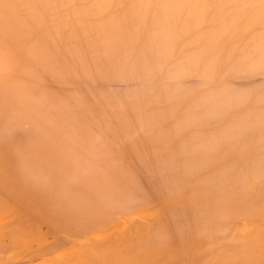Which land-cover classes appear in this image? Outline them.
I'll return each mask as SVG.
<instances>
[{
  "label": "rangeland",
  "instance_id": "1",
  "mask_svg": "<svg viewBox=\"0 0 264 264\" xmlns=\"http://www.w3.org/2000/svg\"><path fill=\"white\" fill-rule=\"evenodd\" d=\"M70 1L66 0L62 7V4L52 6L43 17H46L45 21L43 18V22L39 20V25L42 22L46 32L39 31L42 27L38 22L36 26L39 29L35 30V13L30 15L34 24L27 12H22L26 14L22 15L23 24L20 22L13 27L11 23L8 26L1 24L6 14L0 12V264H51V261H54L52 264H264V172L260 173L264 164V64H237L232 56L224 55L222 63L225 64L222 67L215 65L217 67L214 68V63L205 62L198 70L195 66H186L181 61L183 55L176 53L178 56L174 55L178 61L173 58L170 63L177 67H172L170 63L161 64L157 72L151 69L148 73L144 70L143 73H132L131 64L141 57L140 51H131L128 59L124 60L126 63H122L121 55L106 61L105 58L113 53L108 48L110 46L106 47L98 40L110 32L116 33L118 24L126 19L124 9L111 11L110 16L100 11L97 3V7L89 3L84 7L85 0ZM72 11L77 15H72L74 18ZM84 11L88 12L86 16ZM50 13L52 15L48 17ZM78 13H83L85 17ZM158 13L164 16L163 7L156 6L148 17H152V14V19L160 17ZM63 14L70 15L68 19L65 17L67 25L63 22ZM95 15H98L94 18L96 23L89 22L90 25L87 20ZM103 17L110 19V23ZM159 17L150 18L149 23L158 21ZM99 18L101 22H98ZM57 19L63 20L59 23ZM55 20L59 24L63 22L64 26L77 25L74 28L66 27L69 30L67 34L64 26L59 30L63 23L59 25ZM79 20L83 23L82 27L78 24ZM83 20L88 24H84ZM93 27H97V31L94 33L92 30L91 35L98 37L93 39L92 44L88 43L92 41L88 34ZM113 27L115 29H111ZM82 28L86 36L78 31ZM70 29L80 32H77L79 36ZM104 29L109 34L104 35ZM198 29L194 35L196 37H188L183 49L209 52L213 46L206 42L207 36L197 40L209 32L204 27ZM70 31L72 37H68ZM54 32H60L57 35L62 37L56 38ZM260 32L256 30L252 34L260 36L263 33ZM101 34L103 37L99 38ZM64 35L66 38H63ZM253 36V40L259 38ZM75 39L79 40L80 45ZM95 40L101 43V50L96 47L91 50V46L98 43ZM65 42L71 50L75 44L74 52L77 54L69 52ZM84 42L87 48H83ZM96 43L99 47L100 43ZM53 44L56 48H53ZM192 44L196 47L201 45V49ZM80 48H90L91 51L83 50L82 53ZM70 53L74 54L73 58ZM133 55L136 56L135 60L132 59ZM72 63L76 66L73 67ZM166 66L168 68L165 69ZM122 69L129 72V77ZM236 120L249 127L248 131L246 127V130L241 129L238 137L233 136L236 130L231 133ZM250 121H254L255 125ZM213 142H216L215 145ZM217 142L223 147H219ZM219 150L222 153L225 151V156L220 159ZM251 156L255 160L262 159L260 171L255 168L259 162L255 163V167L250 163L255 162ZM235 157L239 158L238 161ZM231 158L236 160H233L235 165L238 164L234 170L232 161L228 163ZM245 159L249 162L243 161ZM242 161L245 163H240ZM238 168L246 170V173ZM236 169L242 174H237ZM221 174L229 178L223 185ZM145 176L150 178L146 179ZM245 176L249 180L253 177L258 179L253 181L255 185L250 184L251 188L239 189V192V186L249 183ZM236 178L241 182L238 185L235 184ZM219 181H222L221 184ZM228 185L234 188L228 189ZM257 189L262 190L261 193ZM256 190L257 195L254 194ZM224 203L230 204L229 207L220 210L219 206L223 207ZM170 208L175 210L174 216ZM141 209H146L145 215L150 217L151 214V217L143 216ZM148 209L154 211L149 210L148 214ZM129 218L132 219L129 221ZM125 219L127 225H133L130 230L124 224ZM169 219L174 221L172 227ZM161 222L164 225L160 230L163 233L165 229L169 235H162L160 230L156 232ZM115 226L122 227L120 232L116 231L119 228ZM166 226L170 229L167 230ZM111 230L113 232L107 237ZM117 234L123 235L120 243L117 242ZM112 237H117V240Z\"/></svg>",
  "mask_w": 264,
  "mask_h": 264
},
{
  "label": "bare ground",
  "instance_id": "2",
  "mask_svg": "<svg viewBox=\"0 0 264 264\" xmlns=\"http://www.w3.org/2000/svg\"><path fill=\"white\" fill-rule=\"evenodd\" d=\"M72 1V0H71ZM70 1V2H71ZM83 1V0H82ZM81 1V2H82ZM64 2H66V0H0V12L3 14V13H5L6 15H5V18L4 19H2L3 21H2V25H4V24H6L7 26L11 23L12 24V26L14 27L15 25H17V24H19L20 22V24H23V22H22V18H24V17H22V15H26L25 13L24 14H22V12H27V15L29 16V18L30 17H32L33 16V14L35 13V15H34V17L36 18V24H35V27H36V31L39 29H37V22H38V25H39V20L40 21H42L41 19L44 17V15H47V14H45L46 12H50V10L53 8L52 6H59V5H61V7L63 6V4H64ZM73 2V1H72ZM77 2H80L79 0L77 1ZM84 2H86V4H84V7H85V5H87L88 3H89V5H91V6H96V3L98 4L97 6H99V8H100V11H102V12H105L106 13V15L108 14H110V16H111V11H113V10H119V9H124L123 11H125V13L123 12V14H125L124 16H126V17H124V18H126L125 20H124V23H122V24H118L117 26V28L115 29L114 27L113 28H111V29H115L116 30V33H111L110 31H111V29H110V34L109 33H107L105 30L106 29H104V31L102 32L104 35L107 33V34H109V35H106V36H102V34H101V37L99 36V38H102V39H98V40H100L101 42H102V44L104 45H106V47L107 46H110V47H108L109 49H110V51L113 53V54H111L109 57H106L105 59H106V61H111V59H113V57H116V56H120L121 57V60L123 61L122 63H126V62H124V60H125V58H127L128 59V55H131V51L133 52L134 50L135 51H140V54H141V57L140 58H138V60H136V63H133V64H131V71H133L132 73H134V72H136V73H143V70H144V72H146V73H148L147 71L148 70H151V69H153L154 71H156L157 72V70L160 68V66H164V65H168L169 63H170V61H172V59L174 58V59H176L177 58V54H181V55H183V57L181 58L182 60V62H185L186 63V66L188 65H191V66H195V67H197V69L199 68V66H201V65H203V64H205V62H211V63H214V65H212V67H214V68H216L217 66H220V67H222L221 65H223V64H225V63H222L223 61H224V58L227 56V55H230V56H232L231 58H233V62H235V63H237V64H259V63H262V65L264 64V0H85ZM71 5V4H70ZM81 4H79V6H80ZM89 5H88V7L87 8H89ZM96 6V7H97ZM156 6H158V7H163V9H164V11H165V14H164V16H162V14L161 13H158V15H161L160 17H159V20L157 21H155V22H152V23H149L150 22V20L152 19V17L154 16V14H152L153 16L151 17V16H149L148 17V15H150V14H148L152 9H155V7ZM66 7V6H65ZM72 7H76V5H73ZM121 7H123V8H121ZM70 8H71V6H70ZM95 8V7H94ZM28 9H31V10H29V11H27ZM61 9V8H60ZM59 9V10H60ZM64 9V8H63ZM66 9H68V7L66 8ZM65 9V10H66ZM73 9V8H72ZM96 9V8H95ZM55 10V9H54ZM159 10V9H158ZM86 11H88V10H86ZM86 11H84L85 12V16H86V14H88V12H86ZM126 11H128V14H126ZM62 12V11H61ZM64 12V11H63ZM62 12V13H63ZM68 12V11H67ZM70 12V11H69ZM90 12V11H89ZM110 12V13H109ZM114 12V11H113ZM118 12H121V11H118ZM53 15L55 14L53 11L51 12ZM48 14V17L50 16V15H52V14ZM72 13H73V11H72ZM76 13V12H75ZM101 13V12H100ZM153 13H155V14H157L154 10H153ZM164 13V12H163ZM21 14V15H20ZM67 14V13H66ZM66 14H63V16L62 17H64L63 19H65V17L67 16ZM77 14V13H76ZM80 13H78V15H79ZM83 14V13H82ZM81 14V15H82ZM121 14V13H120ZM1 15V14H0ZM30 15H32V16H30ZM57 15V14H56ZM55 15V16H56ZM72 15H74V17H76L77 15H75L74 13L73 14H71V16ZM81 15H79V16H81ZM90 15V14H89ZM100 16H101V14H99ZM104 15V14H103ZM106 15H104V17L106 16ZM114 15V14H113ZM112 15V16H113ZM122 15V14H121ZM70 16V15H69ZM69 16H67V19H68V17ZM83 16V15H82ZM85 16H83V17H85ZM110 16H109V18H110ZM115 16V15H114ZM113 16V17H114ZM118 16H120L119 14H118ZM60 17H61V15H60ZM73 17V16H72ZM73 17V18H74ZM88 17V16H87ZM87 17L85 18L86 20H87ZM95 17H98V15H95V16H92V17H89L90 19L92 18L93 20L92 21H89L90 19H88L87 21H88V23L89 22H95V20H94V18ZM103 17V20H105V21H109V23H110V19L109 20H107V18H104ZM116 17V16H115ZM158 17L157 18H153V19H158ZM162 17V18H161ZM38 18V19H37ZM46 18V17H45ZM45 18H43V20L45 19ZM54 18V17H53ZM52 18V19H53ZM112 18V17H111ZM118 18V17H117ZM121 19H123L122 17H120ZM151 18V19H150ZM161 18V19H160ZM51 19V18H50ZM56 19V18H55ZM62 19V20H63ZM67 19H65V20H63V22L65 23L66 22V25L68 24L67 23ZM77 19V18H76ZM96 19V18H95ZM102 19V18H101ZM152 19V20H153ZM26 20H27V18H26ZM25 20V21H26ZM30 20L32 21L31 23H33L34 24V21L32 20V18H30ZM59 19H57V21H58ZM61 20V19H60ZM61 20V21H62ZM80 20H82V19H80ZM79 20V22H78V24L80 23V25L81 24H83V23H81V21ZM117 20V19H116ZM24 21V20H23ZM45 21V20H44ZM48 21V20H47ZM56 21V20H55ZM55 22V23H60L61 21H58V22ZM78 21V19L75 21V22H77ZM100 21V18L98 19V22ZM104 21V22H105ZM114 21V20H113ZM26 22H28V21H26ZM43 22V21H42ZM42 22H40L41 24L39 25L40 26V28L42 27ZM50 22V21H49ZM53 22H54V20H53ZM51 23V24H55V23ZM62 22V23H63ZM69 22V21H68ZM71 23H72V18H71V21H70ZM69 22V23H70ZM82 22H84V24L85 23H87V22H85L84 20L82 21ZM101 22V21H100ZM46 23V22H45ZM44 23V24H45ZM58 23V24H59ZM62 23L61 24H59V25H62ZM64 23H63V25L62 26H59V30H60V27L63 29V26H64ZM87 23V24H88ZM96 23V22H95ZM117 23H118V20H117ZM117 23H115V25L117 24ZM74 24V23H73ZM72 24V25H73ZM86 24V25H87ZM90 24V23H89ZM97 24H99V23H97ZM104 24V23H103ZM114 24V23H113ZM26 25H28V24H26ZM55 25H57V24H55ZM55 25H54V29L57 31V28L55 27ZM71 24L69 25V26H71V27H73L74 28V26L75 25H77V24H75L74 26H72ZM91 25V24H90ZM94 25V24H93ZM5 26V25H4ZM19 26V25H18ZM23 26H25V25H23ZM22 26V27H23ZM32 26V25H31ZM38 26V27H39ZM69 26H64V29L67 27H69ZM85 26V25H84ZM88 26V25H87ZM103 26V25H102ZM109 25H107V27H108ZM16 27V26H15ZM44 27V26H43ZM41 28L39 31H45L46 30V28ZM51 27V26H50ZM53 27V26H52ZM77 27H79V26H77ZM80 27H82V25L80 26ZM86 27V26H85ZM84 27V28H85ZM104 28H105V26H103ZM110 27H112L111 25H110ZM116 27V26H115ZM205 28V29H207V32H209V34L208 35H203V36H197L198 38H197V40L199 39H201V38H203L204 39V37H206L207 36V38L208 39H206V42L207 43H210L214 48H215V50H214V48L212 47V49L211 48H209V49H211L209 52H205V53H202V51L201 50H199V49H193V50H184L183 48H184V46H185V43L186 42H188V40H189V38L188 37H193L194 35H196L195 33H196V31H197V29L198 28ZM25 28V27H24ZM33 28V27H32ZM48 28H49V26H48ZM65 29V31L67 30V34H68V29ZM72 28V29H73ZM233 28H234V30H233ZM45 29V30H44ZM50 29V28H49ZM51 29H53V28H51ZM72 29H70V30H72ZM96 29H97V27H96ZM96 29H94V27H93V29H90L89 30V32H90V34H88L89 32H87V34H88V36H90L94 31H97ZM48 30V29H47ZM83 30V28L81 29V30H78V31H80V32H83V34L82 35H85L86 36V31L84 32V30ZM87 30V29H86ZM92 30H93V32H92ZM100 30H102L101 28H100ZM107 30H109V29H107ZM198 30H200V29H198ZM233 30V31H232ZM256 30H261V32H263V33H261V35L259 36L258 34L256 35V34H252L254 31H256ZM11 31V30H10ZM72 31H74L73 33H75L76 35H78L80 32H78V34H77V32L75 31V30H72ZM98 31H99V29H98ZM114 31V30H113ZM46 32V31H45ZM58 32V31H57ZM101 32V31H100ZM201 32H202V30H201ZM201 32H199V33H201ZM206 32V33H207ZM33 33H35V32H33ZM39 33V32H38ZM42 33V32H41ZM51 33H53V32H51ZM63 33H64V31H63ZM62 33V34H63ZM72 32L70 31V35H68V37H72V35L73 34H71ZM94 33H96V32H94ZM98 34H99V32H97ZM203 33H205V32H203ZM202 33V34H203ZM259 33V34H260ZM5 34H7V33H5ZM54 34L56 35V38H57V36L60 34V32H59V34L58 33H56V32H54ZM58 34V35H57ZM61 34V35H62ZM67 34H65L66 36H67ZM198 34V33H197ZM8 35H10V34H8ZM23 35V34H22ZM31 35V34H30ZM51 35H53V34H51ZM54 35V36H55ZM64 35V36H65ZM81 34H80V37L79 38H81V36H82ZM100 35V34H99ZM253 35H255V36H259V38L258 39H255V40H253V38H254V36ZM63 36V38H66V36L64 37ZM79 36V35H78ZM78 36H77V39H78ZM84 36V37H85ZM94 35H91V39H92V41H87V39L89 40L90 39V37L88 38V37H86L87 39H85L86 40V42H88V43H92L93 44V42H94V40L93 39H95L96 37H98V35H96V37L94 36ZM36 37V36H35ZM51 37V36H50ZM58 37H62V36H58ZM194 37H196V36H194ZM1 38V37H0ZM22 38H24V37H22ZM45 38V37H44ZM74 38H75V36H74ZM83 38V37H82ZM17 39V38H16ZM32 39H34V38H32ZM55 39V37L53 38V36H52V40H54ZM58 39H60V38H58ZM69 39H71L72 41H73V39L72 38H69ZM77 39H75V40H77ZM13 40V39H12ZM43 40H45V39H43ZM48 40V39H47ZM52 40L50 41V42H52ZM64 40V39H63ZM83 40V39H82ZM98 40H95V41H98ZM46 41V40H45ZM59 41H61V40H59ZM66 41V40H65ZM70 41V40H69ZM69 41H67L68 43H70ZM78 42H79V40H77ZM84 41V40H83ZM191 41V40H190ZM189 41V42H190ZM35 42V41H34ZM40 42V41H39ZM49 42V43H50ZM75 41H73V43H74ZM86 42H84V46H83V48L84 47H86ZM28 43V42H27ZM53 43V42H52ZM68 43H66L65 42V45H67L68 46V48H69V45H68ZM73 43H70L71 45H73ZM82 43V42H81ZM96 43V42H95ZM95 43H94V45L93 46H91L92 44H90L89 46H91L93 49H91V50H94V47H96V48H100V50H101V43L98 41V43H96V44H99L100 43V45H99V47H97V45H95ZM26 44V43H25ZM40 44V43H39ZM42 44V43H41ZM45 44H47V42L45 43ZM51 44V43H50ZM55 44V43H54ZM54 44H53V46H54ZM59 44H60V42H59ZM63 44V42L61 43V45ZM86 44V45H85ZM189 44H191V42L189 43ZM18 46H19V44H17ZM70 45V46H71ZM77 45H80V42H79V44H77ZM104 45V46H105ZM193 45V44H192ZM197 45V44H196ZM202 45H205V44H202ZM50 46V45H49ZM63 46V45H62ZM67 46H66V48H67ZM101 46V47H100ZM188 46V45H187ZM193 46H195V44L193 45ZM198 46V45H197ZM199 46H201V45H199ZM198 46V47H199ZM209 45L207 44V46L206 47H208ZM3 47V46H2ZM17 47V46H16ZM28 47V46H27ZM45 47V46H44ZM74 48H75V50H74V48H73V50H71L70 48H69V52L70 51H72V52H74V51H76V47H75V44H74V46H73ZM88 47V46H87ZM86 47V48H87ZM196 47V46H195ZM198 47H196V48H198ZM203 47V46H202ZM20 48V47H19ZM23 48V47H22ZM21 48V49H22ZM46 48V47H45ZM48 48V47H47ZM53 48H56L55 46L53 47ZM52 48V49H53ZM60 48V47H59ZM63 48H65V47H63ZM67 48V49H68ZM83 48H80V50L82 51V53H83V50H86V49H83ZM95 48V49H96ZM200 48V47H199ZM3 49V48H2ZM24 49V48H23ZM41 49V48H40ZM106 49V48H105ZM192 49V48H191ZM201 49V48H200ZM36 50V49H35ZM51 50V49H50ZM79 50V49H78ZM77 50V51H78ZM88 50H89V52L91 51L90 50V48H88ZM88 50H86V51H88ZM97 50V49H96ZM96 50L94 51V52H96ZM98 51V52H101V51ZM103 50V49H102ZM204 50V49H203ZM205 50H208V49H205ZM214 50V51H213ZM25 51V50H24ZM41 51V50H40ZM52 51V50H51ZM50 51V52H51ZM85 51V52H86ZM106 51H109V50H106ZM182 51V52H181ZM9 52V51H8ZM58 52V51H57ZM78 52H80V51H78ZM84 52V53H85ZM93 52V53H94ZM116 52V54H114ZM204 52V51H203ZM27 53V52H26ZM35 53V52H34ZM74 53H76V52H74ZM87 53V52H86ZM92 53V52H91ZM104 53H105V51H104ZM117 53H120V54H117ZM177 53V54H176ZM10 54V53H9ZM30 54V53H29ZM44 54V53H43ZM77 54V53H76ZM88 54H90V53H88ZM87 54V55H88ZM102 54V53H101ZM109 54V53H108ZM139 54V55H140ZM174 54H176V55H174ZM8 55V54H7ZM69 55H72L71 53L69 54ZM74 55V54H73ZM70 56V57H74V56ZM81 56L82 54H78V56ZM86 55V56H87ZM92 55V54H91ZM99 55V54H98ZM97 55V56H98ZM103 55V54H102ZM106 55V54H105ZM135 55V54H134ZM134 55H133V57H134ZM136 55H138V53L136 54ZM138 55V56H139ZM142 55H144V56H142ZM175 57H174V56ZM224 55H225V57H224ZM34 56H36V55H34ZM43 56V55H42ZM77 56V55H76ZM83 56V55H82ZM95 56V55H94ZM173 56V57H172ZM67 57H69V56H67ZM90 57H93V56H90ZM99 57H100V55H99ZM136 57V56H135ZM135 57L134 58H132V59H134L135 60ZM28 58V57H27ZM77 58V57H76ZM81 58V57H80ZM179 58V59H180ZM39 59V58H38ZM56 59V58H55ZM69 59V58H68ZM75 59V58H74ZM73 59V60H74ZM82 59H85V57L83 58L82 57ZM86 59H87V57H86ZM90 59V58H89ZM95 59V58H94ZM100 59H102L103 60V58H100ZM127 59H126V61H127ZM137 59V58H136ZM72 60V61H73ZM75 60H77V59H75ZM96 60V59H95ZM98 60V59H97ZM120 60V61H121ZM177 61H178V59H176ZM229 60H231V59H229ZM37 61V60H36ZM40 61V60H39ZM80 61H81V59H80ZM99 61V60H98ZM129 61H131L132 62V60H131V58H130V60ZM50 62V61H49ZM62 62V61H61ZM65 62H67V61H65ZM76 62V61H75ZM77 62H79V60H77ZM103 62V61H102ZM174 62L175 61H173V64H174ZM181 62V63H182ZM52 63V62H51ZM64 63V62H63ZM74 63V62H73ZM72 63V65H73V67H75L76 65L75 64H73ZM89 63V62H88ZM111 63V62H110ZM230 63H231V61H230ZM66 64V63H65ZM98 64V63H97ZM101 64V63H100ZM120 64V63H119ZM128 65H130L129 63H127ZM162 64V65H161ZM171 65H172V62L170 63ZM169 64V65H170ZM178 64V63H177ZM180 64V63H179ZM226 64H228V63H226ZM62 65V64H61ZM75 65V66H74ZM105 65H106V63H105ZM120 65H122V64H120ZM182 65V64H181ZM185 65V64H184ZM215 65H217V66H215ZM65 66V65H64ZM78 66V65H77ZM89 66V65H88ZM104 66V65H103ZM107 66V65H106ZM110 66V65H109ZM127 66V65H126ZM159 66V68H157ZM179 66V65H178ZM206 66V65H205ZM232 66V65H231ZM264 66V65H263ZM108 67V66H107ZM172 67H177V66H173L172 65ZM171 67V68H172ZM225 67H226V65H225ZM225 67H223V68H225ZM233 67V66H232ZM57 68V67H56ZM68 68V67H67ZM83 68V67H82ZM115 68V67H114ZM117 68V67H116ZM119 68V67H118ZM162 68V67H161ZM166 68H168V66H166L165 67V69ZM170 68V67H169ZM190 68V67H189ZM201 68V67H200ZM213 68V69H214ZM237 68V67H236ZM251 68V67H250ZM263 68V67H262ZM92 69V68H91ZM111 69V68H110ZM128 69V68H127ZM186 69V68H185ZM193 69H195V68H193ZM213 69H210V71H213ZM220 69V68H219ZM218 69V70H219ZM234 69H235V67H234ZM238 69V68H237ZM240 69V68H239ZM238 69V70H239ZM123 70V69H122ZM161 70V69H160ZM167 70H169V69H167ZM178 70V69H177ZM198 70H201V69H198ZM206 70V69H205ZM208 70V69H207ZM221 70V69H220ZM220 70H219V72H220ZM248 70V69H247ZM263 70V69H262ZM69 71V70H68ZM97 71V70H96ZM100 71V70H99ZM98 71V72H99ZM123 71H125V72H127L126 70H123ZM175 71H176V69H175ZM174 71V72H175ZM230 71V70H229ZM244 71V70H243ZM257 71V70H256ZM60 72V71H59ZM71 72V71H70ZM84 72V71H83ZM156 72L154 73V74H156ZM181 72V71H180ZM198 73H200V71H197ZM196 72V73H197ZM215 72H216V70H215ZM222 72V71H221ZM248 72V71H247ZM79 73V72H78ZM111 73V72H110ZM116 73V72H115ZM135 73V74H136ZM183 73V72H182ZM231 73V72H230ZM117 74V73H116ZM115 74V75H116ZM131 74V73H130ZM163 74H165V71H164V73ZM178 74V73H177ZM190 74V73H189ZM188 74V75H189ZM201 74H202V71H201ZM206 74V73H205ZM208 74V73H207ZM49 75V74H48ZM127 77H129V72H127ZM142 75V74H141ZM148 76H150L149 74H147ZM151 75H153L152 73H151ZM167 75V74H166ZM175 75V74H174ZM194 75H196V74H194ZM231 75H233V74H231ZM99 76V75H98ZM102 76V75H101ZM124 76V75H123ZM181 76V75H180ZM202 76V75H201ZM204 76V75H203ZM213 76V75H212ZM243 76V75H242ZM127 77H126V79H127ZM143 77H144V74H143ZM164 77V76H163ZM171 77V76H170ZM178 77V76H177ZM182 77V76H181ZM188 77V76H187ZM246 77V76H245ZM137 78H138V75H137ZM167 78V77H166ZM180 78V77H179ZM178 78V79H179ZM202 78H204V77H202ZM139 79V78H138ZM142 79V78H141ZM208 79V78H207ZM212 80H213V77H212ZM174 81H176V79L174 80ZM209 82H211V81H209ZM139 84V83H138ZM142 85V84H141ZM172 85V84H171ZM188 85H190V84H188ZM193 85V84H192ZM173 86V85H172ZM191 86V85H190ZM211 86V85H210ZM213 86V85H212ZM264 86V85H263ZM183 88H185V86L183 87ZM182 88V89H183ZM161 89V88H160ZM163 89V88H162ZM260 89V88H259ZM250 90V89H249ZM167 91V90H166ZM179 91H181V90H179ZM259 91V90H258ZM162 92V91H161ZM253 92H255V91H253ZM159 93V92H158ZM14 94V93H13ZM117 94V93H116ZM247 94V93H246ZM195 95V94H194ZM225 96V95H224ZM146 97V96H145ZM223 97V96H222ZM222 97H220V98H222ZM226 97V96H225ZM231 97H232V95H231ZM140 98V97H139ZM186 98H188V97H186ZM219 98V99H220ZM250 98V97H249ZM150 99V98H149ZM242 100V99H241ZM254 100V99H253ZM2 102V101H1ZM194 102V101H193ZM98 103V102H97ZM207 103H208V101H207ZM244 103V102H243ZM258 104V103H257ZM167 105V104H166ZM165 105V106H166ZM184 105V104H183ZM145 106V105H144ZM115 107V106H114ZM264 107V106H263ZM168 108V107H167ZM258 108V107H257ZM151 109H153V108H151ZM204 109V108H203ZM107 110V109H106ZM122 110V109H121ZM137 110V109H136ZM194 110V109H193ZM125 111V110H124ZM123 111V112H124ZM192 111V110H191ZM230 111V110H229ZM179 112V111H178ZM202 112V111H201ZM195 113V112H194ZM197 113V112H196ZM15 114V113H14ZM24 114V113H23ZM175 114V113H174ZM238 114V113H237ZM250 116V115H249ZM61 117V116H60ZM122 117V116H121ZM7 118V117H6ZM119 118V117H118ZM123 118V117H122ZM125 118V117H124ZM263 118V117H262ZM97 119V118H96ZM205 120H206V118H204ZM210 120V119H209ZM204 121V120H203ZM32 122V121H31ZM213 122V121H212ZM211 122V123H212ZM251 122V121H250ZM6 123H7V121H6ZM203 123V122H202ZM210 123V124H211ZM221 123V122H220ZM236 124L237 123H240L239 121H237L236 120V122H235ZM38 124V123H37ZM205 124V123H204ZM235 124V126L233 125V128H235V129H232L233 131H231V133H235L234 132V130H236L237 132H236V134H234L233 136H235L236 137V135H237V137L239 136V131L242 129V131H243V129L246 127L247 128V131L249 130L248 128V126L247 125H243V124H241L240 123V125H236ZM248 124V123H247ZM250 124H254L255 125V122L253 121V123L251 122ZM261 124V123H260ZM259 124V125H260ZM33 125V124H32ZM167 125V124H166ZM26 126V125H25ZM157 126V125H156ZM236 126H238V127H236ZM242 126H244V127H242ZM10 127H11V125H10ZM9 127V128H10ZM20 127V126H19ZM242 127V128H241ZM14 128V127H13ZM195 128V127H194ZM207 128H209V127H207ZM246 128L244 129V130H246ZM252 128V127H251ZM250 128V129H251ZM34 129V128H33ZM152 129V128H151ZM239 129V130H238ZM5 130V129H4ZM97 130V129H96ZM158 130V129H157ZM195 130V129H194ZM207 130V129H206ZM191 131V130H190ZM198 131V130H197ZM161 132V131H160ZM238 133V134H237ZM250 133V132H249ZM254 133V132H253ZM263 134V133H262ZM185 135H187V134H185ZM163 136V135H162ZM233 136H232V138H233ZM108 137V136H107ZM141 137H142V135H141ZM227 138V137H226ZM232 138L230 139V138H227V139H229V140H232ZM158 139V138H157ZM156 139V140H157ZM227 139H225V140H227ZM217 139H213V141H216ZM208 141V140H207ZM218 141V140H217ZM210 142H211V140H210ZM216 143V142H215ZM215 143L213 142V144L215 145ZM185 144V143H184ZM208 144V143H207ZM234 144V143H233ZM232 144V145H233ZM161 145V144H160ZM209 145H210V143H209ZM212 145V144H211ZM217 145H219V147L221 146V147H223L222 145H221V143L219 144V142H217ZM231 145V146H232ZM243 145V144H242ZM241 146V145H240ZM233 147H234V145H233ZM217 148H218V146H217ZM216 148V149H217ZM250 148V147H249ZM196 149V148H195ZM204 149H205V147H204ZM221 149V148H220ZM224 149V148H223ZM225 150V149H224ZM223 150V153L225 152ZM239 150V149H238ZM136 151V150H135ZM199 151V150H198ZM206 151H209V150H207L206 149ZM211 151V150H210ZM220 151V150H219ZM139 152V151H138ZM217 152V151H216ZM227 152V151H226ZM230 152V151H229ZM145 153H146V151H145ZM144 153V154H145ZM209 154L211 153V152H208ZM208 153H206V154H208ZM220 153L222 154H219L218 155V157H219V159L220 158H222V156H225V155H223V153L220 151ZM243 154V153H242ZM145 156V155H144ZM221 156V157H220ZM254 156V155H253ZM190 157V156H189ZM213 156H211V158H212ZM217 157V158H218ZM241 157V156H240ZM242 157H243V155H242ZM241 157V158H242ZM210 158V157H209ZM219 159H216V160H219ZM232 159V158H231ZM235 159H236V157H235ZM232 159V160H230V161H228V163L230 162V164H231V161H232V163L233 164H231L232 165V167H233V170H234V168H235V166H237L238 167V164L237 165H235L236 163V160L238 161V159ZM251 159H253V157L251 156ZM257 159H259V160H257ZM233 160H235V162L233 161ZM248 161V159H245V160H243V161ZM249 160H250V158H249ZM255 162H253V161H251L250 163H253L254 164V167L255 166H257V165H255V163L256 162H259L258 164L260 165H258V167H255L257 170L261 167V162H262V159H261V161H260V158H256V160H255V157H254V159H253ZM264 160V159H263ZM143 161V160H142ZM240 162V163H245V162ZM153 162V161H152ZM249 162V161H248ZM264 162V161H263ZM170 163V162H169ZM227 163V162H226ZM226 163H224V164H226ZM235 163V164H234ZM151 164V163H150ZM163 164V163H162ZM177 164H179V163H177ZM224 164H222L221 166H224ZM229 165V164H228ZM241 165V164H240ZM248 167H250L251 165H248V164H246ZM244 166L246 169L248 168L247 166ZM155 166V165H154ZM263 166H264V164L262 165V171H260V169H259V171H260V173L261 172H264L263 171ZM199 167V166H198ZM241 168L243 167V166H240ZM252 167V166H251ZM144 168V167H143ZM229 168V167H228ZM244 168V169H245ZM145 169V168H144ZM170 169V168H169ZM201 169V168H200ZM239 170H241L243 173L246 171V170H242V169H240V168H238ZM196 170H198V168L196 169ZM220 170V169H219ZM228 170V169H227ZM223 170H221V172H222ZM231 171H232V169H230L229 170V173H231ZM236 172H237V169L235 170ZM146 172V171H145ZM226 172V171H225ZM224 172V174H226ZM238 173H240V171L239 172H237V174ZM246 173V172H245ZM244 173V174H245ZM260 173H258L257 172V174H260ZM157 174V173H156ZM224 174L222 175L223 176V179L225 180H222V178H220L222 181H223V183H222V185L226 182V180H228L229 178H224L225 176H224ZM236 173H235V175H237ZM240 174H242V173H240ZM239 174V175H240ZM256 174V175H257ZM263 175H264V173H262ZM261 174V175H262ZM185 175V174H184ZM228 175V176H227ZM226 176L227 177H229V174H227ZM235 175H234V177H235ZM260 175V176H261ZM169 176V175H168ZM230 176H231V174H230ZM171 177V176H170ZM216 177V176H215ZM233 177V176H232ZM246 177V180H248L249 181V183L248 182H246V183H244L242 186H239L238 187V190L240 189L241 191H243L244 190V188H246V187H249V188H251L253 185H255L254 184V182L253 181H255V180H257L258 178H256L255 179V177H253L251 180H249V178H247L248 176H245ZM245 177H243V179L242 180H244L245 181ZM249 177H251V175L249 176ZM259 177V176H258ZM145 178H146V176H145ZM148 178H150V176L148 177ZM148 178H146V179H148ZM194 180V179H193ZM198 180V179H197ZM235 180H237V181H235L236 183L235 184H240L241 182L236 178ZM153 181H154V178H153ZM222 181H219V184H221V182ZM239 181V182H238ZM253 183H252V182ZM149 182V181H148ZM232 183L234 182L233 180L231 181ZM153 183V182H152ZM218 183V182H217ZM248 183V184H247ZM256 183V182H255ZM264 183V182H263ZM263 183H262V185H263ZM218 184V185H219ZM252 186H251V185ZM158 186H159V184H157ZM245 185V186H244ZM143 186V185H142ZM168 186V185H167ZM251 186V187H250ZM144 187V186H143ZM156 187V186H155ZM217 187V186H216ZM226 187H229L228 189H232V188H234L233 186L232 187H230V185H228V186H226ZM236 187V186H235ZM157 188V187H156ZM212 188V187H211ZM215 188V187H214ZM264 188V187H263ZM262 188V186H261V189H263ZM227 189V188H226ZM225 188H224V190H226ZM243 189V190H242ZM143 190H145V189H143ZM211 190V189H210ZM240 190H239V192H240ZM258 190V189H257ZM254 191V194L255 195H257V194H259V193H261V191L262 190H258V191H260L259 193H258V191ZM237 191V189L235 190V192ZM142 192V191H141ZM140 192V193H141ZM193 192V191H192ZM263 192H264V189H263ZM218 193V192H217ZM188 194H189V192H188ZM194 194V193H193ZM230 194V193H229ZM235 194H237V193H235ZM196 195V194H195ZM201 195H204V194H202L201 193ZM244 195V194H243ZM243 195H241V196H243ZM200 196V195H199ZM240 196V197H241ZM220 197H222V196H220ZM219 197V198H220ZM239 197V198H240ZM259 197H261V196H259ZM259 197H257V198H259ZM218 198V197H217ZM257 198H255V199H257ZM234 199H237V198H234ZM225 200V199H224ZM223 200V201H224ZM238 200V199H237ZM225 201H227V199L225 200ZM232 201H233V199H232ZM235 201V200H234ZM249 202H251V200L249 201ZM248 202V203H249ZM253 202V201H252ZM251 202V203H252ZM227 203H229V202H227ZM218 204V203H217ZM223 205V204H222ZM225 205V206H224ZM224 205H223V207L222 206H219V207H221L220 208V210H223V209H227L226 207H229V205L230 204H226V203H224ZM227 205V206H226ZM225 207V208H224ZM172 208V207H171ZM170 208V209H171ZM231 208V207H230ZM169 209V210H170ZM176 209V208H175ZM146 209H144V210H142L141 209V211L144 213V215L143 216H146L147 217V215H145V214H147V210H146V212H144ZM149 210L150 209H148V214H150L149 213ZM152 211H154L153 209H151ZM150 210V211H151ZM177 210V209H176ZM218 210V209H217ZM151 211V212H152ZM168 211V210H167ZM171 211V215L173 214V216L175 215L174 213H173V211H175V210H173V209H171L170 210ZM185 211L187 212V210L185 209ZM201 212H202V210H200ZM227 211V210H226ZM138 212V211H137ZM185 212V213H186ZM142 213V214H143ZM154 213H156V212H154ZM136 214V213H135ZM153 214V213H152ZM154 215V214H153ZM152 215V216H153ZM171 215L169 216V217H171ZM143 216H140V217H143ZM172 216V217H173ZM255 216H257V215H255ZM254 216V217H255ZM6 217V216H5ZM9 217H10V215H9ZM122 217H124V218H126L125 216H122ZM135 217V216H134ZM150 217H151V214H150ZM150 217H147V218H150ZM192 217H194V215H192ZM214 217V216H213ZM212 217V218H213ZM123 218V219H124ZM162 218V217H161ZM180 218V217H179ZM257 218V217H256ZM132 218H129V219H127V220H131ZM142 219V218H141ZM145 218H143L142 220H144ZM127 220L125 219V221L126 222H124V224H126V227L127 226H129V225H127ZM141 220V221H142ZM149 220V219H148ZM165 220V219H164ZM173 220H174V218H173ZM173 220H168V222L170 221V227H172L171 225H172V222H174ZM210 220H213V219H210ZM209 220V221H210ZM250 220V219H249ZM3 221H5V220H3ZM128 221V222H129ZM160 221V220H159ZM144 222V221H143ZM151 222V221H150ZM162 222H164L165 223V221H163L162 220ZM162 222L160 223V225H159V228H158V230L156 231V232H160L162 229H163V225L164 224H162ZM167 222V221H166ZM180 222V221H179ZM133 223V222H132ZM158 223V222H157ZM245 223V222H244ZM250 223V222H249ZM253 223V222H252ZM121 225H123L122 224V222L120 223ZM119 223H118V226L120 225ZM143 224V223H142ZM141 225V224H140ZM156 225V224H155ZM166 225V224H165ZM167 225H169V224H167ZM244 225V224H243ZM116 226H117V224H116ZM115 226V227H116ZM124 227H125V225H123ZM131 226H133V225H130L129 226V229L128 228H126V230L128 229V230H130L131 228ZM136 226V225H135ZM139 226V225H138ZM138 226H137V228H138ZM251 226V225H250ZM123 227V228H124ZM165 227V226H164ZM242 227V226H241ZM249 227V226H248ZM116 228H119V227H116ZM116 228H115V230H116ZM133 228V227H132ZM160 228H161V230H160ZM166 228H168L167 230H169L170 228H169V226L167 227L166 226ZM237 228V227H236ZM252 228V227H251ZM107 229V228H106ZM112 229H114V228H112ZM121 229H122V227H121ZM120 228L118 229V230H116V231H119V230H121ZM134 229V228H133ZM240 229V228H239ZM109 230V229H108ZM154 230V229H153ZM160 230V231H159ZM165 230V229H164ZM163 230V233H165V235L164 236H167V234L169 233V232H167V234H166V232ZM237 230V229H236ZM250 230V229H249ZM106 231V230H105ZM122 231H124V230H122ZM121 231V232H122ZM134 231V230H133ZM113 231L111 230V232L109 231V233L108 234H106L107 235V237H108V235L109 234H111ZM120 232V231H119ZM135 232V231H134ZM100 233L101 232H99V237H100ZM104 235H105V233H104V231L102 232ZM133 232H131V234H132ZM161 233H162V231H161ZM163 233H162V235H163ZM95 235L97 234V233H94ZM116 233H115V231H114V235H115ZM123 235L125 234L124 232L122 233ZM127 234V233H126ZM128 234H130L129 233V231H128ZM170 234V233H169ZM168 234V235H169ZM123 235H122V237H123ZM156 235H157V237H158V235L159 234H157L156 233ZM155 235V236H156ZM161 235V234H160ZM162 235H161V237H162ZM94 236V235H93ZM111 236V235H110ZM116 236H118V234L116 235ZM126 236V235H125ZM163 236V237H164ZM88 237H90V236H88ZM96 237V236H95ZM103 237V236H102ZM121 236H118V238H119V241L117 240V237L115 238H113V239H116L117 240V242H119L120 243V238H122ZM156 237V238H157ZM162 237V238H163ZM172 237H175V236H172ZM171 237V238H172ZM90 238H92V239H94L93 237H90ZM105 238H106V236H105ZM110 238V237H109ZM155 238V237H154ZM160 238V237H159ZM87 240H89L88 238H86ZM98 239V238H97ZM170 239V238H169ZM86 240V241H87ZM91 240V239H90ZM89 240V241H90ZM106 240H107V238H106ZM109 240V239H108ZM129 240H130V238H129ZM85 241V242H86ZM92 241V240H91ZM96 241V240H95ZM112 241H114V240H112ZM112 241H109V242H112ZM42 242V241H41ZM82 242H84V241H82ZM84 242V243H85ZM99 242H102L101 240L99 241ZM105 242H107V241H105ZM79 243V242H78ZM77 243V244H78ZM81 243V242H80ZM77 244H75V245H77ZM87 244V243H86ZM92 244H94V243H92ZM96 244V243H95ZM94 244V245H95ZM108 244V243H107ZM113 245V244H112ZM115 245V244H114ZM113 245V247H115ZM116 245H118V244H116ZM78 247V246H77ZM74 248V247H73ZM79 248H80V246H79ZM101 248H102V246H101ZM139 248V247H138ZM137 248V249H138ZM75 250H77L76 248H75ZM74 250V251H75ZM76 253H77V251H76ZM58 256V255H57ZM61 256V255H60ZM60 259H63V257L61 258V257H59ZM53 260H55V259H53ZM46 261V260H45ZM50 262V261H49ZM52 262H54V261H51V264H52ZM45 263V262H44ZM47 264H49V263H47ZM53 264H55V263H53Z\"/></svg>",
  "mask_w": 264,
  "mask_h": 264
}]
</instances>
